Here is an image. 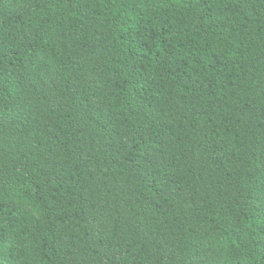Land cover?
Listing matches in <instances>:
<instances>
[{
  "label": "trees",
  "instance_id": "obj_1",
  "mask_svg": "<svg viewBox=\"0 0 264 264\" xmlns=\"http://www.w3.org/2000/svg\"><path fill=\"white\" fill-rule=\"evenodd\" d=\"M0 264H264V0H0Z\"/></svg>",
  "mask_w": 264,
  "mask_h": 264
}]
</instances>
